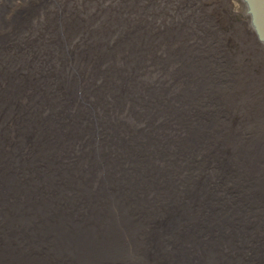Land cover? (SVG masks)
I'll list each match as a JSON object with an SVG mask.
<instances>
[{
	"label": "bare ground",
	"instance_id": "1",
	"mask_svg": "<svg viewBox=\"0 0 264 264\" xmlns=\"http://www.w3.org/2000/svg\"><path fill=\"white\" fill-rule=\"evenodd\" d=\"M106 1L0 0V264H264L263 43Z\"/></svg>",
	"mask_w": 264,
	"mask_h": 264
},
{
	"label": "rangeland",
	"instance_id": "2",
	"mask_svg": "<svg viewBox=\"0 0 264 264\" xmlns=\"http://www.w3.org/2000/svg\"><path fill=\"white\" fill-rule=\"evenodd\" d=\"M75 1L80 2L82 0ZM112 1L118 2V0H107L106 3ZM157 4L163 6L162 8H164L166 13H162L160 16L168 23L172 22L173 19H176L175 17H177L178 20L179 18H182L183 21L181 22H187V20L194 15L200 16L202 20H205L204 23L205 26L207 25V28L205 31H203L202 28H199L197 31L199 34L210 35L208 38L210 41H213V45L215 46V56L219 57V54L222 52L229 51L232 56L238 55L244 62L249 61L248 65L253 67V70H256V68H254V66L258 64L254 62L256 59H251L250 57L248 58L243 55L241 51L243 50L241 49L242 43L235 37L237 31L245 30L244 32H247L248 35L255 38V31L251 24V16L248 14L246 7L242 5L240 0H228L225 13L223 11L224 9L221 7L222 4H220V0H158ZM214 6H216V10L218 8V11L214 10L215 8H212ZM219 7L222 10H220ZM207 8L213 9L212 15V11ZM221 13L226 15L228 25L219 22ZM207 14H210L211 16ZM215 63L218 66H222L221 62Z\"/></svg>",
	"mask_w": 264,
	"mask_h": 264
},
{
	"label": "water",
	"instance_id": "3",
	"mask_svg": "<svg viewBox=\"0 0 264 264\" xmlns=\"http://www.w3.org/2000/svg\"><path fill=\"white\" fill-rule=\"evenodd\" d=\"M251 16V24L261 43L264 45V0H243Z\"/></svg>",
	"mask_w": 264,
	"mask_h": 264
}]
</instances>
